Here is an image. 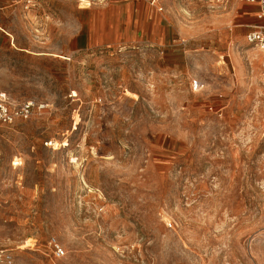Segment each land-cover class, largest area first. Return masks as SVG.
Segmentation results:
<instances>
[{"label":"rangeland","instance_id":"374dc122","mask_svg":"<svg viewBox=\"0 0 264 264\" xmlns=\"http://www.w3.org/2000/svg\"><path fill=\"white\" fill-rule=\"evenodd\" d=\"M251 8L0 0V96L35 103L0 132L11 264H264Z\"/></svg>","mask_w":264,"mask_h":264},{"label":"built area","instance_id":"2783aa9c","mask_svg":"<svg viewBox=\"0 0 264 264\" xmlns=\"http://www.w3.org/2000/svg\"><path fill=\"white\" fill-rule=\"evenodd\" d=\"M250 4H256L258 6V18L260 20L246 37L249 43L254 44L264 57V0H247ZM41 108V106L39 107ZM35 109V103L33 101H25L19 105H14L7 98L0 96V132L4 125L13 123L16 119L29 118ZM55 254L59 257L65 254V249L53 239L51 241ZM0 262L9 263L12 262V255L0 249Z\"/></svg>","mask_w":264,"mask_h":264},{"label":"crops","instance_id":"0c3cea01","mask_svg":"<svg viewBox=\"0 0 264 264\" xmlns=\"http://www.w3.org/2000/svg\"><path fill=\"white\" fill-rule=\"evenodd\" d=\"M249 5L252 7L251 8V11H254V13H255V15H256V17H257V19H258V21L256 22V23H248L247 25H250V26H255L257 23H259L260 22V20H259V18H258V16H257V14H258V6L256 5V4H250L249 3ZM243 18L246 20V21H252V18H249V17H245V16H243ZM251 31V30H250ZM249 31V32H250ZM248 32V33H249Z\"/></svg>","mask_w":264,"mask_h":264}]
</instances>
